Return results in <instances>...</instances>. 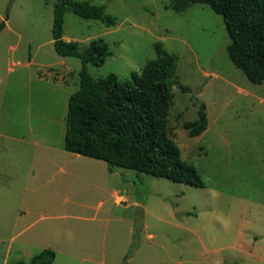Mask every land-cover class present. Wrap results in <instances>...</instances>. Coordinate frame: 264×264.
<instances>
[{"label":"rangeland","instance_id":"rangeland-1","mask_svg":"<svg viewBox=\"0 0 264 264\" xmlns=\"http://www.w3.org/2000/svg\"><path fill=\"white\" fill-rule=\"evenodd\" d=\"M55 1L0 0V264L44 249L52 264H264V82L229 60L222 17L202 4L175 13L171 0H77L106 5L116 25L64 18V40L110 46L88 65L95 78L131 82L156 43L178 57L169 128L197 188L64 150L81 61L54 51ZM200 104L207 129L190 137L183 123Z\"/></svg>","mask_w":264,"mask_h":264},{"label":"trees","instance_id":"trees-1","mask_svg":"<svg viewBox=\"0 0 264 264\" xmlns=\"http://www.w3.org/2000/svg\"><path fill=\"white\" fill-rule=\"evenodd\" d=\"M194 4L207 5L222 17L229 38L226 46L229 60L251 83L262 84L264 0H171L166 9L183 13ZM68 12L100 21L106 27L116 25L115 18L106 12V5L77 0H56L53 5L54 51L58 56L81 61L79 86L67 103L64 150L103 161L110 172L124 169L202 188L200 174L181 158L169 128L178 57L156 43L157 58L140 72H132L131 82H122L115 74L95 78L89 74L88 65H103L112 54L110 46L102 39H93L84 48L77 42L64 40V18ZM179 89L182 93L191 92L182 85ZM207 125L205 106L200 104L196 119L184 122L183 128L188 136L195 137ZM54 259V252L44 249L29 264H52Z\"/></svg>","mask_w":264,"mask_h":264},{"label":"crops","instance_id":"crops-1","mask_svg":"<svg viewBox=\"0 0 264 264\" xmlns=\"http://www.w3.org/2000/svg\"><path fill=\"white\" fill-rule=\"evenodd\" d=\"M66 41H68V40H66ZM70 154L76 159H81V157H82V156L77 155V154H72V153H70ZM123 178L125 179V177H123ZM128 181H129V184H133L132 178H128ZM121 200L126 201V198L123 197L122 195H117L116 196V202L117 203L121 202ZM135 203H136L137 206H140V207L142 206V204H140L138 202H135Z\"/></svg>","mask_w":264,"mask_h":264},{"label":"water","instance_id":"water-1","mask_svg":"<svg viewBox=\"0 0 264 264\" xmlns=\"http://www.w3.org/2000/svg\"><path fill=\"white\" fill-rule=\"evenodd\" d=\"M14 0H9V6L13 3Z\"/></svg>","mask_w":264,"mask_h":264}]
</instances>
